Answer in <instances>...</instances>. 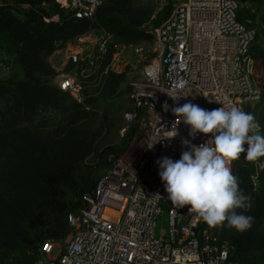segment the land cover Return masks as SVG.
I'll return each mask as SVG.
<instances>
[{"label": "trees", "instance_id": "obj_1", "mask_svg": "<svg viewBox=\"0 0 264 264\" xmlns=\"http://www.w3.org/2000/svg\"><path fill=\"white\" fill-rule=\"evenodd\" d=\"M234 1L238 21L250 19L256 28L248 54L260 67V98L248 113L264 136V0ZM0 2V54L12 56L23 76L0 80V264H37L44 242H63L73 232L68 216L85 207L82 196L91 193L112 168L136 130L129 125L113 145L105 138L112 125L106 117L97 129L89 126L98 116V102L116 97L126 80L124 72L107 68L115 52L113 43L102 56L95 54L91 65L70 60L65 68L82 80V103L51 83L57 72L48 58L94 30L112 35L117 44L149 41L152 35L145 27L153 9L137 5V0H104L92 18H78L54 0ZM173 9L169 5L161 10L155 25ZM131 109L130 103L126 111ZM46 111L58 113L59 120L38 118ZM245 155L231 168L251 203L247 211L237 212L252 216V227L243 233L214 228L220 239L233 246L232 264H264V168L258 166L264 157L246 162Z\"/></svg>", "mask_w": 264, "mask_h": 264}, {"label": "built area", "instance_id": "obj_2", "mask_svg": "<svg viewBox=\"0 0 264 264\" xmlns=\"http://www.w3.org/2000/svg\"><path fill=\"white\" fill-rule=\"evenodd\" d=\"M54 1L78 18H92L104 0ZM237 8L234 0H183L149 30L155 41L151 60L142 46L114 43L112 35L98 31L95 54L102 56L111 43L115 48L107 68L122 72L126 49L141 68L131 84L132 109L123 114L121 134L129 125L136 130L112 168L82 196L85 207L68 216L73 232L63 242H44L37 264H229L233 246L189 206L174 208L156 161H176L189 150L183 141L198 146L209 138L197 133L192 139L190 126L176 124L172 107L191 102L209 111L236 106L248 113L258 102L261 71L256 79L258 62L248 54L256 28L250 19L238 21ZM80 54L74 52L72 62L83 60ZM94 55L84 61L91 65ZM55 86L82 103L85 88L76 74L61 75ZM178 95L175 102L170 97ZM55 248L58 254L51 258Z\"/></svg>", "mask_w": 264, "mask_h": 264}, {"label": "clouds", "instance_id": "obj_3", "mask_svg": "<svg viewBox=\"0 0 264 264\" xmlns=\"http://www.w3.org/2000/svg\"><path fill=\"white\" fill-rule=\"evenodd\" d=\"M170 97L175 102L181 96ZM162 108L169 110L167 101ZM171 111L177 117L176 124L182 120L190 126L188 135L192 139L197 133L210 139L198 146L183 141L189 150L183 151L178 160L162 157L156 161L168 201L174 208L189 206L188 211L195 212L210 227L247 231L254 218L237 210L250 209V197L240 190L231 165L241 154H246V162L264 157V136L258 134L260 126L254 115L236 106L209 111L191 102L172 107ZM176 135L174 130L171 138ZM260 167L264 168V163Z\"/></svg>", "mask_w": 264, "mask_h": 264}, {"label": "rangeland", "instance_id": "obj_4", "mask_svg": "<svg viewBox=\"0 0 264 264\" xmlns=\"http://www.w3.org/2000/svg\"><path fill=\"white\" fill-rule=\"evenodd\" d=\"M182 1L183 0H137V5L149 6L153 9L151 22L148 23L145 29L149 32L150 29L157 26L154 22L157 21V15L161 10L165 9L169 5H172L175 8ZM43 8L51 12V9L47 6H44ZM99 38L100 33L98 31H91L86 35L76 38L72 42L68 43L64 48H61L52 54L48 58V62L55 69L57 75L51 80V83L56 85L58 78L63 74H76L74 72L67 73V71H65L68 63L72 60L71 55L74 52H81V58L83 60H88L96 53ZM132 45L142 46L148 60L153 58L155 53V41L153 37L149 41H140L139 43ZM119 68L126 76V80L121 85L119 94L116 97L111 98L109 101L101 100L98 102L100 105L98 116L95 117L93 122L89 124L92 129H97L102 117H106L108 122H112L110 132L107 133L105 138L108 144L113 145L119 143V141L124 137L125 132L121 134V130L124 126H126V124L124 123L122 116L130 106L129 92L131 84L140 76L141 70L139 66H136V58L129 49L124 51L119 63ZM256 75V79H258L260 75L259 64L257 66ZM22 77L21 71L14 63V58L2 52L0 54V80L21 79ZM92 85L95 86V83ZM40 117L50 121H57L60 118L59 114L53 111H46L38 118ZM57 254L58 249L55 248L51 254V258H56ZM44 262H48V259L44 258Z\"/></svg>", "mask_w": 264, "mask_h": 264}, {"label": "water", "instance_id": "obj_5", "mask_svg": "<svg viewBox=\"0 0 264 264\" xmlns=\"http://www.w3.org/2000/svg\"><path fill=\"white\" fill-rule=\"evenodd\" d=\"M231 262H232V256L228 259V263L230 264Z\"/></svg>", "mask_w": 264, "mask_h": 264}, {"label": "crops", "instance_id": "obj_6", "mask_svg": "<svg viewBox=\"0 0 264 264\" xmlns=\"http://www.w3.org/2000/svg\"><path fill=\"white\" fill-rule=\"evenodd\" d=\"M2 3L0 2V10H2ZM258 166H260V164H258Z\"/></svg>", "mask_w": 264, "mask_h": 264}]
</instances>
